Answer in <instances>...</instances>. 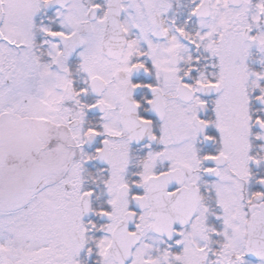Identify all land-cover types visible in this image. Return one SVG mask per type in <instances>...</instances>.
Returning a JSON list of instances; mask_svg holds the SVG:
<instances>
[{
	"label": "snow or ice",
	"instance_id": "obj_1",
	"mask_svg": "<svg viewBox=\"0 0 264 264\" xmlns=\"http://www.w3.org/2000/svg\"><path fill=\"white\" fill-rule=\"evenodd\" d=\"M0 264H264V0H0Z\"/></svg>",
	"mask_w": 264,
	"mask_h": 264
}]
</instances>
